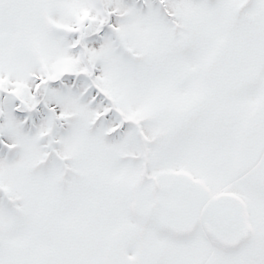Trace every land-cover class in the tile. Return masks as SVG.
<instances>
[{
  "label": "snow or ice",
  "instance_id": "1",
  "mask_svg": "<svg viewBox=\"0 0 264 264\" xmlns=\"http://www.w3.org/2000/svg\"><path fill=\"white\" fill-rule=\"evenodd\" d=\"M0 264H264V0H0Z\"/></svg>",
  "mask_w": 264,
  "mask_h": 264
}]
</instances>
